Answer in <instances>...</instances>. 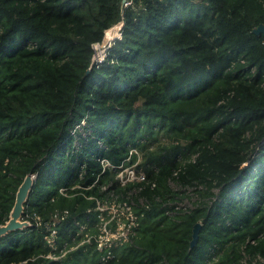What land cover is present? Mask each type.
Here are the masks:
<instances>
[{
	"label": "trees",
	"instance_id": "trees-1",
	"mask_svg": "<svg viewBox=\"0 0 264 264\" xmlns=\"http://www.w3.org/2000/svg\"><path fill=\"white\" fill-rule=\"evenodd\" d=\"M260 25L264 0H0V225L34 175L0 264H264ZM113 201L135 222L101 250Z\"/></svg>",
	"mask_w": 264,
	"mask_h": 264
},
{
	"label": "rangeland",
	"instance_id": "rangeland-1",
	"mask_svg": "<svg viewBox=\"0 0 264 264\" xmlns=\"http://www.w3.org/2000/svg\"><path fill=\"white\" fill-rule=\"evenodd\" d=\"M113 28V27H112ZM110 28V29H112ZM109 29V30H110ZM117 36H119V33H116V36L111 40V41H105V39H103V41L101 42V44L99 45V47H97L95 49V55H97L98 57H102L103 56V60L105 58V53L107 52V49L112 45L113 41L117 38ZM101 53V54H100ZM94 55V56H95ZM124 167L123 170H121L119 173L120 175L123 176H127V177H131V173H130V167ZM136 168V164L133 167V169ZM175 190H177L175 188ZM185 196V197H184ZM179 197L176 201H177V208L180 209H189L193 207V203L196 201V199L193 197V195L191 194V191L188 192H182L180 191L179 193ZM112 203V202H110ZM109 202H105L103 206V210L108 209L107 206H114V207H110V211H113V214L117 217V228L114 231H111L109 228H107V230L109 231L108 235H105L104 238L99 239V244L102 245V248L105 249V246L108 245V243L110 242V240L112 242H115L117 239H121L124 238V240L126 239L128 232H129V228L126 225V222L124 221L123 217H125L126 219H130V223H134L135 221L133 220V216L132 213L129 212L128 209H130L129 207H127L126 205H121L118 203H113L110 204ZM107 205V206H106ZM102 210V211H103ZM100 221H103L104 218V214H100ZM109 222L111 221V219L108 220ZM103 231V228H102ZM101 235V233L99 234V236Z\"/></svg>",
	"mask_w": 264,
	"mask_h": 264
},
{
	"label": "water",
	"instance_id": "water-1",
	"mask_svg": "<svg viewBox=\"0 0 264 264\" xmlns=\"http://www.w3.org/2000/svg\"><path fill=\"white\" fill-rule=\"evenodd\" d=\"M255 32L257 34H264V25H260ZM34 185V175L28 174L24 178L22 184L19 186L18 191L16 193V200L14 206L10 212L9 220L0 225V237L4 236L8 232L16 231L19 229H23L31 225L29 221L23 220V213L25 209V204L29 198L30 192ZM201 223H196L193 227V234L191 240V247H193L199 238V233L201 230Z\"/></svg>",
	"mask_w": 264,
	"mask_h": 264
},
{
	"label": "built area",
	"instance_id": "built-area-1",
	"mask_svg": "<svg viewBox=\"0 0 264 264\" xmlns=\"http://www.w3.org/2000/svg\"><path fill=\"white\" fill-rule=\"evenodd\" d=\"M121 29V25H120V27L118 28V31ZM97 47H99V44H97V45H94V48L96 49ZM94 61H95V63H101L102 61H103V56L102 57H98L97 55H95V58H94ZM130 154L131 155H133V154H138V150L137 149H132L131 151H130ZM101 163H102V165H103V167H104V169L106 168V167H109V166H112L111 165V163H110V161L108 160V159H102L101 160ZM135 164L136 163H134V164H132L131 166H128V167H130V173H131V177H127L126 175L125 176H123V173H122V175H120V173L117 175V177L119 178V180H120V182L122 183V184H125V183H127L128 181H132V180H138V181H143V180H145V174L141 171V172H137V170L134 168L133 169V167L135 166ZM127 167V168H128ZM113 168H116V169H118V170H120V169H122L123 167L122 166H119V167H113ZM61 192H63L62 190H61ZM124 205H126V204H124ZM103 206H105L104 204H98V208L100 209V210H103ZM107 206V205H106ZM111 207H114V206H111ZM107 208L108 209H106V210H109V213H112V216H111V220H112V218L115 216L114 214H113V211H110V207H108L107 206ZM108 223H109V221H104L103 223H100V229H101V235L99 236L100 238L99 239H102V238H104V236L105 235H108L109 234V231L107 230V228H108ZM102 228H103V231H102ZM56 234H57V231L56 230H53V231H51V235H49V236H47L46 237V239H48V241H49V244H50V246H52L54 249H56V242H55V237H56ZM99 239H97V242H98V248L99 249H101V250H103V248H102V245L101 244H99ZM49 257H52V255H49ZM108 256H103V259H106Z\"/></svg>",
	"mask_w": 264,
	"mask_h": 264
},
{
	"label": "bare ground",
	"instance_id": "bare-ground-1",
	"mask_svg": "<svg viewBox=\"0 0 264 264\" xmlns=\"http://www.w3.org/2000/svg\"><path fill=\"white\" fill-rule=\"evenodd\" d=\"M117 33V27H113L112 29L108 30L104 36L105 41L112 40ZM101 54V53H100ZM91 230V229H90ZM89 231V230H88ZM91 234V233H90Z\"/></svg>",
	"mask_w": 264,
	"mask_h": 264
},
{
	"label": "clouds",
	"instance_id": "clouds-1",
	"mask_svg": "<svg viewBox=\"0 0 264 264\" xmlns=\"http://www.w3.org/2000/svg\"><path fill=\"white\" fill-rule=\"evenodd\" d=\"M120 25H121V29H122V26H123V22H120V23H118V24H116V25H114L113 27H117V32L119 33V36H117V38H120L121 37V29L118 31V28L120 27ZM116 38V39H117ZM111 41V40H110ZM99 45L101 44V43H98ZM97 45V44H96ZM95 49V48H94ZM96 54V53H95ZM94 58H95V56H94ZM30 222V221H29ZM57 235V234H56Z\"/></svg>",
	"mask_w": 264,
	"mask_h": 264
}]
</instances>
